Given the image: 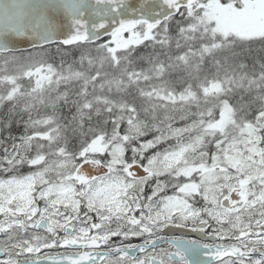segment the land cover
<instances>
[{
    "label": "snow or ice",
    "instance_id": "6c2138e0",
    "mask_svg": "<svg viewBox=\"0 0 264 264\" xmlns=\"http://www.w3.org/2000/svg\"><path fill=\"white\" fill-rule=\"evenodd\" d=\"M0 264H264V0H0Z\"/></svg>",
    "mask_w": 264,
    "mask_h": 264
}]
</instances>
